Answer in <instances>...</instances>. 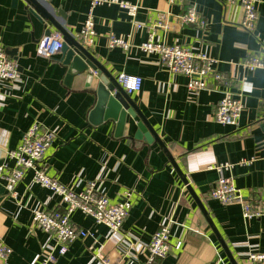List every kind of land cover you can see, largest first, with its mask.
I'll return each instance as SVG.
<instances>
[{"label":"crops","instance_id":"0c3cea01","mask_svg":"<svg viewBox=\"0 0 264 264\" xmlns=\"http://www.w3.org/2000/svg\"><path fill=\"white\" fill-rule=\"evenodd\" d=\"M35 1L82 42L79 35L90 10L87 0ZM122 1L135 5L137 16L131 19L116 5L98 7L97 37L89 50L116 80L121 73L143 79L141 93L131 98L200 198L236 263L254 264L249 255L264 254V217L245 220L240 204L223 205L211 193L220 176L216 168L227 164L230 168L222 175L233 179L245 202L264 200V69L249 73L240 66L254 56L264 63V0L258 5L253 32L241 27L240 5L227 7L226 0H188L206 21L203 28L180 26L181 9L168 0ZM30 11L24 0L15 7L12 0H0V47L19 73L16 83L0 88V165L14 167L8 153L17 150L38 124L56 133L45 159L50 177L75 192L95 182L98 192L114 203L122 200L124 192H134L132 210L117 236L74 213L72 223L89 235L72 243L56 264H98L91 248L113 262L147 264L149 246L163 225L171 226L172 250L159 264H231L164 152L157 145L129 139L138 120L128 117L123 138H116L111 127L90 124L98 77L90 88L87 76L67 87L61 53L51 58L37 53L45 32ZM162 16L166 17L163 27L158 26ZM110 36L125 39L130 49H111ZM151 37L155 43L207 54L228 84L211 83L209 90L193 95L186 77L172 74L159 55L141 50ZM224 92L242 101L236 127L214 120ZM17 192L18 197L11 198L0 179V240L12 249L7 262L0 264H39L55 243L49 234L33 231V213L61 210V199L32 183L31 175Z\"/></svg>","mask_w":264,"mask_h":264},{"label":"built area","instance_id":"2783aa9c","mask_svg":"<svg viewBox=\"0 0 264 264\" xmlns=\"http://www.w3.org/2000/svg\"><path fill=\"white\" fill-rule=\"evenodd\" d=\"M90 10L80 32V39L86 47H90L97 37L95 31V10L104 5H116L125 10L131 19L137 16L138 8L122 0H87ZM262 0H226V6L240 5L243 11L241 27L253 32L258 20V5ZM171 6L179 7L181 13L177 16L180 26L205 27L206 21L200 16L196 8L188 5V0H168ZM166 17L162 16L158 26H164ZM163 22V23H162ZM137 28H142L136 24ZM63 37L59 32L51 36H45L39 43L37 53L41 57L51 58L60 53ZM109 47L121 48L124 51L130 49L129 42L114 36L109 37ZM145 53L159 55L163 65L174 75H182L188 79L187 89L193 95L210 89V84L227 85L226 76L215 71L216 61L207 54L178 45L168 46L155 43L151 37L141 46ZM249 73L258 69H264V63L259 57L254 56L248 62L240 65ZM19 79L16 63L0 47V88L5 84L16 83ZM118 84L130 95H138L143 88V79L137 76H129L121 73L117 77ZM243 105L242 101L230 92H224L214 115V120L226 127H236L239 124ZM56 139V133L42 129L34 124L25 134L21 146L8 153V159L14 162V167L3 163L0 165V179L6 184L8 195L16 199L18 187L31 175L32 183L40 185L48 190L53 196L61 199V210L47 211L36 209L33 213L32 229L43 231L51 236L55 246L47 250L39 264H56L58 257H64L69 247L77 240H85L88 232L81 230L72 223L71 217L80 212L92 219L96 224L109 229L111 236L121 233L122 227L132 210L133 191H126L122 200L114 203L108 197L100 194L96 183H91L83 192H75L52 178L47 173L45 164L46 154ZM230 165L224 164L216 168L220 176L216 187L211 193L214 200L223 205L238 203L242 207L245 220L260 219L264 217V200L255 203L245 202L238 191L234 188L233 179L222 175ZM171 226L163 225L155 234L149 246V260L147 264H155L168 257L172 250ZM98 264H122L111 261L101 251H93ZM12 254V249L0 240V261L6 263ZM248 260L254 264H264V254L251 253Z\"/></svg>","mask_w":264,"mask_h":264},{"label":"water","instance_id":"95a60500","mask_svg":"<svg viewBox=\"0 0 264 264\" xmlns=\"http://www.w3.org/2000/svg\"><path fill=\"white\" fill-rule=\"evenodd\" d=\"M12 1L13 6H17L18 0ZM24 1L31 8L30 12L43 25L45 36H51V27L55 28L63 36L64 44L60 51L62 55L60 63L63 67L67 68L65 85L71 87L74 80L82 76H87L86 87L90 88L95 82V76L98 77L95 89L93 90V95L96 99L94 108L89 115L90 124L94 127H111L113 131L115 130L114 135L116 138H123L128 117L132 120H138L136 123L137 131L129 139L144 141L149 146L157 145L164 152L204 215L229 261L231 264H237L200 198L193 191L192 187L189 186L185 175L176 165L167 147L158 137L131 96L118 84L108 69L97 60L89 48L61 27L55 21L52 14L47 13L35 0Z\"/></svg>","mask_w":264,"mask_h":264},{"label":"trees","instance_id":"16d2710c","mask_svg":"<svg viewBox=\"0 0 264 264\" xmlns=\"http://www.w3.org/2000/svg\"><path fill=\"white\" fill-rule=\"evenodd\" d=\"M155 264H159V261H157Z\"/></svg>","mask_w":264,"mask_h":264}]
</instances>
